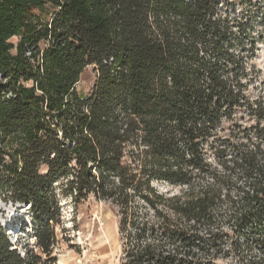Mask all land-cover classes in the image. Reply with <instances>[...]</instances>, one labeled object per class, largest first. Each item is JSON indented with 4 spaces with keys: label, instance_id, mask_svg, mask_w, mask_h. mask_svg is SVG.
Masks as SVG:
<instances>
[{
    "label": "trees",
    "instance_id": "16d2710c",
    "mask_svg": "<svg viewBox=\"0 0 264 264\" xmlns=\"http://www.w3.org/2000/svg\"><path fill=\"white\" fill-rule=\"evenodd\" d=\"M237 1L253 8L0 0V194L30 207L43 253L67 181L118 209L122 264H264V97L247 93L256 20ZM16 247L0 226V264L40 262Z\"/></svg>",
    "mask_w": 264,
    "mask_h": 264
},
{
    "label": "rangeland",
    "instance_id": "374dc122",
    "mask_svg": "<svg viewBox=\"0 0 264 264\" xmlns=\"http://www.w3.org/2000/svg\"><path fill=\"white\" fill-rule=\"evenodd\" d=\"M252 7L240 6L237 1L235 10L236 16L240 17L251 10L254 13L253 19L256 20L250 29L246 48L250 56L247 66L250 80L247 83V93L257 99L264 97V7L259 0H254ZM221 9L224 11L225 7ZM11 42L17 44L18 38H13ZM95 76L92 67L85 71L77 85L81 96L90 93ZM242 116V113H238L234 122L249 126L251 122L248 117ZM231 124L226 122V128ZM66 184L67 181H62L55 185L60 211L54 215V222H50L55 238L46 253L38 247L40 239L30 207L20 208L18 204L5 202L0 194V226L10 242L17 246L22 256L31 254L32 250L40 258L38 264H122L124 246L119 232L118 209L111 202L96 199L94 196L76 201L65 195ZM155 186L161 192L179 191L164 184ZM220 264L233 263L225 260Z\"/></svg>",
    "mask_w": 264,
    "mask_h": 264
},
{
    "label": "bare ground",
    "instance_id": "6f19581e",
    "mask_svg": "<svg viewBox=\"0 0 264 264\" xmlns=\"http://www.w3.org/2000/svg\"><path fill=\"white\" fill-rule=\"evenodd\" d=\"M18 207L23 208V207H26V206L18 204Z\"/></svg>",
    "mask_w": 264,
    "mask_h": 264
},
{
    "label": "water",
    "instance_id": "95a60500",
    "mask_svg": "<svg viewBox=\"0 0 264 264\" xmlns=\"http://www.w3.org/2000/svg\"><path fill=\"white\" fill-rule=\"evenodd\" d=\"M25 206H27V205H25Z\"/></svg>",
    "mask_w": 264,
    "mask_h": 264
}]
</instances>
